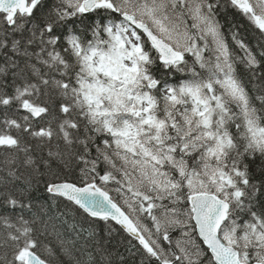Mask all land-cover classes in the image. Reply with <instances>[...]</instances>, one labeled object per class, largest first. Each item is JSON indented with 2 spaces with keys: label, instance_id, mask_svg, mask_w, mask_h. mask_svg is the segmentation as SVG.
Returning <instances> with one entry per match:
<instances>
[{
  "label": "snow or ice",
  "instance_id": "6c2138e0",
  "mask_svg": "<svg viewBox=\"0 0 264 264\" xmlns=\"http://www.w3.org/2000/svg\"><path fill=\"white\" fill-rule=\"evenodd\" d=\"M0 264H264V0H0Z\"/></svg>",
  "mask_w": 264,
  "mask_h": 264
}]
</instances>
